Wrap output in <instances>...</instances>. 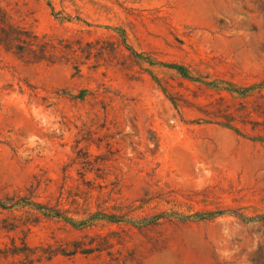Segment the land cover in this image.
I'll list each match as a JSON object with an SVG mask.
<instances>
[{"label":"rangeland","instance_id":"obj_1","mask_svg":"<svg viewBox=\"0 0 264 264\" xmlns=\"http://www.w3.org/2000/svg\"><path fill=\"white\" fill-rule=\"evenodd\" d=\"M1 2L81 42L78 65L0 46V196L63 212L4 233L32 250L3 264H264V106L240 133L201 121L264 82V0Z\"/></svg>","mask_w":264,"mask_h":264},{"label":"trees","instance_id":"obj_2","mask_svg":"<svg viewBox=\"0 0 264 264\" xmlns=\"http://www.w3.org/2000/svg\"><path fill=\"white\" fill-rule=\"evenodd\" d=\"M80 45L81 42L79 41L69 39L54 40L47 36L37 35L26 26L17 22L0 0V46L8 53L15 55L19 60L25 63L72 61L78 65L80 61L77 54L81 49ZM89 46L93 47L92 44H89ZM170 68L178 71L183 77L190 78L185 67L171 65ZM33 91L35 92L34 89ZM263 91L264 82L235 91L244 98L243 101L237 99L228 101L225 98H220L208 105V110L204 113L207 119H202L201 121L215 123L240 133L241 130L238 124L247 122L246 118L250 119L255 110H260L264 106ZM89 92L88 90H83L78 96L73 98L77 101H85ZM254 124L261 129H259V134L252 138L256 141L264 139V122L255 121ZM19 212H23L26 215V219L23 222L18 220L20 217L17 213ZM52 212H55V215H52ZM216 214L218 213H197L196 216L202 221L210 220ZM62 215L63 212L60 210H53L51 207L36 203L29 198L18 196L2 198L0 196V241L4 233L9 234L21 229V233L26 234L29 233L30 226L37 224L40 219L61 218ZM159 218L156 216V219ZM31 250L26 239H22L21 243L18 244L15 238H12L11 247L6 245L4 249L0 248V264L8 261L11 256L19 255L16 251L31 252ZM32 256L27 254L26 260L32 261Z\"/></svg>","mask_w":264,"mask_h":264}]
</instances>
